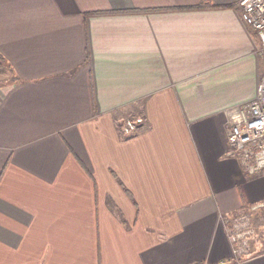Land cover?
I'll return each mask as SVG.
<instances>
[{"label":"crops","instance_id":"obj_1","mask_svg":"<svg viewBox=\"0 0 264 264\" xmlns=\"http://www.w3.org/2000/svg\"><path fill=\"white\" fill-rule=\"evenodd\" d=\"M244 3L0 0V264H264V224L229 238L264 202L226 150L264 80Z\"/></svg>","mask_w":264,"mask_h":264},{"label":"built area","instance_id":"obj_2","mask_svg":"<svg viewBox=\"0 0 264 264\" xmlns=\"http://www.w3.org/2000/svg\"><path fill=\"white\" fill-rule=\"evenodd\" d=\"M242 17L244 23L258 32L261 40L259 54L264 55V0H245ZM143 122V117L127 119L122 128L124 134H133ZM228 125L227 155L237 157L249 174L260 173L264 170V80L257 98L231 112ZM262 209L264 202H259L252 205L249 212ZM249 212L233 218L231 224L229 238L234 255L239 260L249 255L246 242L258 231L253 215H248Z\"/></svg>","mask_w":264,"mask_h":264},{"label":"rangeland","instance_id":"obj_3","mask_svg":"<svg viewBox=\"0 0 264 264\" xmlns=\"http://www.w3.org/2000/svg\"><path fill=\"white\" fill-rule=\"evenodd\" d=\"M243 211L246 213L248 211V209L247 210H243ZM248 215H250V216L253 215V219L255 221V225H256L257 230H258L257 223H258L259 220H261L263 222L261 224H264V209H262V211L261 210L250 211Z\"/></svg>","mask_w":264,"mask_h":264},{"label":"trees","instance_id":"obj_4","mask_svg":"<svg viewBox=\"0 0 264 264\" xmlns=\"http://www.w3.org/2000/svg\"><path fill=\"white\" fill-rule=\"evenodd\" d=\"M210 8H221V7H216V6H211ZM259 223H263L261 220L258 221L257 225L259 226Z\"/></svg>","mask_w":264,"mask_h":264}]
</instances>
